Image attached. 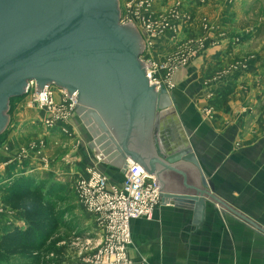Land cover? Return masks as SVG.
<instances>
[{"label":"crops","instance_id":"obj_1","mask_svg":"<svg viewBox=\"0 0 264 264\" xmlns=\"http://www.w3.org/2000/svg\"><path fill=\"white\" fill-rule=\"evenodd\" d=\"M176 2L178 32L165 34L169 38H161L156 50L173 51L190 38L203 39L206 48L176 75L175 88L162 84L167 94L158 99L161 108L151 142L160 160L159 149L171 155L187 142L215 189L209 191L210 197L202 196L205 222L195 236H189L206 253L193 252L180 241L185 223L194 218V202L166 198L151 219L132 222L131 262L264 264V0H156L153 17L168 16ZM18 110L13 129L0 142V189L27 177L71 186L89 168L104 174L111 184H122V158L102 155L101 145H96L102 130L77 112L70 121L75 138L64 139L70 146L68 156L50 157L46 164L28 158L5 165L32 140L43 139L50 148L57 142L49 132L23 130L26 121L43 117V110ZM89 219L95 234L99 231L95 218ZM26 226L22 212L5 213L0 216V238ZM69 258L75 259L73 254L64 255L65 263Z\"/></svg>","mask_w":264,"mask_h":264},{"label":"water","instance_id":"obj_2","mask_svg":"<svg viewBox=\"0 0 264 264\" xmlns=\"http://www.w3.org/2000/svg\"><path fill=\"white\" fill-rule=\"evenodd\" d=\"M120 13L119 0H0V136L9 125L11 99L24 96L29 81L40 93L47 84L63 89L77 99L76 112L102 130L96 145L103 156L121 157L124 171L127 159L133 160L156 174L165 192L194 195L164 200L194 202V218L180 241L206 253L189 236L205 222L202 196L215 189L187 142L175 154L159 149L162 160L156 157L151 129L167 89L147 77L141 61L145 32L122 23ZM187 163L200 172L201 183Z\"/></svg>","mask_w":264,"mask_h":264},{"label":"built area","instance_id":"obj_3","mask_svg":"<svg viewBox=\"0 0 264 264\" xmlns=\"http://www.w3.org/2000/svg\"><path fill=\"white\" fill-rule=\"evenodd\" d=\"M152 1L142 0L140 6L150 7ZM173 13L175 15L172 18L178 20L180 14L177 11ZM140 19L141 16L133 15L132 20L123 23L142 24ZM164 29L167 31L170 26L167 23L161 26L158 22L148 19V23L143 28L145 32L143 54L152 45L151 37H156V34ZM194 49L198 50L197 47ZM141 61L146 69L147 77L153 84L157 86L164 84L168 89L175 87L171 79L168 78V81L164 82L155 77L157 66L154 63L143 58ZM181 62L184 64L186 61ZM161 68L166 69L167 66L161 65ZM175 69L177 67L173 68V71ZM25 96H29L27 106L37 107L46 112L45 126L58 128V123L63 122L65 124V127L62 126L63 131L74 135L75 131L72 127L73 132L66 128L70 126V120L77 110L78 103L74 96L69 98L63 89L54 84H47L45 91L40 93L36 91L34 81L28 82ZM43 145L40 144V146ZM14 160L16 158L8 162L11 163ZM75 183L77 201L85 212L95 218L99 231L95 233L96 237L84 240L77 259L69 264H132L128 251L132 244V222L139 219H151L156 208L165 204L164 193L157 177L144 171L133 160H129L120 185L111 184L104 174L94 168L87 169ZM0 212H2L1 209ZM51 256L55 255L51 254Z\"/></svg>","mask_w":264,"mask_h":264},{"label":"rangeland","instance_id":"obj_4","mask_svg":"<svg viewBox=\"0 0 264 264\" xmlns=\"http://www.w3.org/2000/svg\"><path fill=\"white\" fill-rule=\"evenodd\" d=\"M141 1L142 0H119V6H120V11H121L120 13L121 22L123 23V22H126L127 20H132L133 15H138V16H141L140 22H142V24L137 23L136 27L140 31L142 27L143 26L145 27V24L148 23V19L151 20L152 22H158L161 26H163L164 23H167L170 26V29H168L167 31H165L164 29L161 32L157 33L156 37H151L152 45L148 47V50H146L144 54L141 55V58H143L144 60L148 62L154 63L157 66L155 77L158 80L165 82V81H168V78H169L171 79L172 84L175 85L174 79L176 75L180 73L183 69H185L186 66H188L191 62L198 59L202 55L203 53L202 51L206 48V43L203 39L190 38L189 40L184 42L183 45H181L180 42L178 43V40H176V36L172 35L171 39L172 40L175 39L179 47L176 46V48L173 51H169V50L157 51L156 48H157L158 41L163 37L169 38L168 36H165V34L169 32L171 34L172 33L175 34L178 32V28H176L177 26L175 24L176 23L175 18H172V16L175 15L173 12H176V11L180 14V11H178V7H177L179 2H176L172 6L169 7L168 16L157 19L153 17L154 6L156 3V0L152 1V4L150 5V7H146V6L141 7L140 6ZM195 47H197L198 50H195L194 49ZM181 61H186V62L183 64V62ZM179 63L181 64L179 65ZM161 65H166L167 68L166 69L161 68ZM176 67L177 69L173 71V68H176ZM28 97L29 96L24 95L22 97H18L22 99L13 100L12 103H10V110L8 113L10 117L9 125L4 135H2L0 142L2 141V139H5L7 134L10 133L11 130L13 129L14 122L16 121L17 115L19 113L18 109L21 107L22 112H25L27 108L28 109L30 108L29 106H27V103L29 101ZM56 100H58V96H56ZM251 109H253V106L248 107V110H251ZM43 112L44 114L46 113L45 111ZM45 116L46 114L43 117L41 118L39 117L36 120L32 119L31 122L29 123H27L28 121H26V123L23 126L24 127L23 130L26 131L30 129L29 131H34V133H38L42 135H44L46 132H49L48 136L56 137L57 142L56 143L53 142L52 144L53 146L52 148H50L48 146H45L43 139L42 141L32 140L30 144H28L27 146L23 147V149L20 150V152L17 154L16 160L9 163L8 161L14 159V157L13 158L11 157L9 160H7L6 163H9L11 165L17 161H22L28 158H32V160H37L40 163L46 164L45 162L48 160L51 161V158L52 159L57 158L59 160H62L63 158L68 156L70 152H67V151H69L70 146H68L69 144L68 141H65L64 139L66 140L74 139L76 135L75 132L73 136H72L73 133L71 135L65 133L62 129V126L65 127V124H63V122L58 123V126H57L58 128H55V127L50 128V127L45 126V121H44ZM66 128H69L70 130H72L70 126H66ZM40 144L42 145L44 144V145L40 146ZM6 163L5 165H7ZM43 166H46V165H43ZM75 184H72L71 186L66 185L65 191L58 195L59 198L61 199L59 201L60 202L59 209L62 210V212L64 213V216H63V219H62V222L60 224L58 231L53 236V239L61 240L59 243H57L56 245L57 248L64 246V250H63L64 255L68 256L69 254H73L75 259L71 260V258H69L68 259L69 261L65 263L64 260L60 261L59 260L60 258L56 259V256L52 257L51 254L40 252L38 255L35 254L34 258H27L25 256H15L9 262L2 263V264H51L49 262H54L53 264H58V263L59 264H69L70 262H73L77 259L78 253L81 249V244L84 242V240L88 238L96 237L97 234H94L92 232V228L89 227L90 225L88 226V224H90L89 218L91 216L90 214L85 212L81 208L80 204L78 203L76 195H75V190H74ZM9 185H12V183L11 184L8 183L7 185H5L4 187L0 189V209L2 210V212H0V216L4 215L5 213L12 212V210L8 209L3 204V201L1 198L2 190L6 188V186H9ZM64 255H63V258H64ZM50 260H53V261H50ZM55 260H58V261H55Z\"/></svg>","mask_w":264,"mask_h":264},{"label":"trees","instance_id":"obj_5","mask_svg":"<svg viewBox=\"0 0 264 264\" xmlns=\"http://www.w3.org/2000/svg\"><path fill=\"white\" fill-rule=\"evenodd\" d=\"M19 99L22 98H13L10 103ZM65 187L63 184L27 177L2 190L3 204L12 211L22 212L27 226L15 227L2 235L0 264L9 262L15 256L34 258L40 252L54 254L56 259L63 261L64 246L57 248L61 240L53 239V236L64 216L59 209L61 199L58 195L65 191Z\"/></svg>","mask_w":264,"mask_h":264},{"label":"bare ground","instance_id":"obj_6","mask_svg":"<svg viewBox=\"0 0 264 264\" xmlns=\"http://www.w3.org/2000/svg\"><path fill=\"white\" fill-rule=\"evenodd\" d=\"M141 26V25H140Z\"/></svg>","mask_w":264,"mask_h":264}]
</instances>
